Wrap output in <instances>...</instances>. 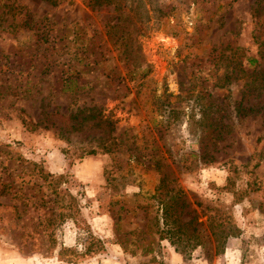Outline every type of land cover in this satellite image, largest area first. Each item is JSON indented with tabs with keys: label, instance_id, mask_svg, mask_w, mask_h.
<instances>
[{
	"label": "rangeland",
	"instance_id": "1",
	"mask_svg": "<svg viewBox=\"0 0 264 264\" xmlns=\"http://www.w3.org/2000/svg\"><path fill=\"white\" fill-rule=\"evenodd\" d=\"M0 264H264V0H0Z\"/></svg>",
	"mask_w": 264,
	"mask_h": 264
},
{
	"label": "trees",
	"instance_id": "2",
	"mask_svg": "<svg viewBox=\"0 0 264 264\" xmlns=\"http://www.w3.org/2000/svg\"><path fill=\"white\" fill-rule=\"evenodd\" d=\"M93 1H95V3H96V5H99V4H101V3H109V0H93ZM252 62V61H251ZM87 119H95V116H92V115H87V116H84L81 120H80V122L79 123H81L82 122V120L83 121H85V120H87ZM96 122V124H98V125H100V123H105L106 122V124L108 125V124H110L109 122H107L105 119L104 120H101L99 117H98V114H97V117H96V120H95Z\"/></svg>",
	"mask_w": 264,
	"mask_h": 264
}]
</instances>
